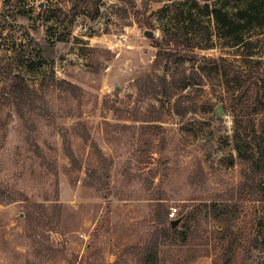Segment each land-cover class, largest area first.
Returning <instances> with one entry per match:
<instances>
[{"label": "rangeland", "instance_id": "374dc122", "mask_svg": "<svg viewBox=\"0 0 264 264\" xmlns=\"http://www.w3.org/2000/svg\"><path fill=\"white\" fill-rule=\"evenodd\" d=\"M263 81L264 25L236 45L192 0H0V264H222L264 238L234 139L264 145Z\"/></svg>", "mask_w": 264, "mask_h": 264}, {"label": "trees", "instance_id": "16d2710c", "mask_svg": "<svg viewBox=\"0 0 264 264\" xmlns=\"http://www.w3.org/2000/svg\"><path fill=\"white\" fill-rule=\"evenodd\" d=\"M74 1V0H72ZM85 1V4H89L93 2V0H75L76 6L79 7L82 2ZM96 2H100L103 0H94ZM127 3H132V0H120ZM215 1V3L211 6L210 2ZM204 2V5L201 4ZM193 8H203L207 11L208 15H212L215 19L216 26L218 29V36L221 39H225L226 41H231L236 45H241L244 42V33L247 29L253 27H259L264 25V0H192ZM62 14L66 15L65 10H62ZM208 48V47H207ZM162 55V54H159ZM168 58L172 54H167ZM221 60H214V71L216 73H221L228 76L227 72L219 66V62ZM223 62V60L221 61ZM231 73L235 76L238 75V72L235 70H231ZM230 73V74H231ZM189 78H184L182 82L176 81L173 76L171 80V84L173 87H182L184 88ZM234 82V81H233ZM262 89H264V81L262 82ZM14 98L20 99L24 95L25 86L23 78L17 79V84L15 85V90H13L12 94ZM258 132V131H257ZM246 132L237 130L235 134V142L237 143V151L239 154V158L244 162H249L253 173L256 175L253 180H256V177L262 176L264 168V145L261 142L252 143L248 142V136H245ZM256 136L257 133H254ZM264 135V126L261 130V136ZM255 157H258L257 160ZM260 160L263 162L261 170L258 168V163ZM257 169V173L256 170ZM259 176H258V175ZM249 180V179H248ZM260 181V179H259ZM256 195L254 199H258L260 195H263L264 192H254ZM240 201V200H239ZM254 203L255 200H252ZM258 201V200H257ZM264 202V199H263ZM215 205V204H214ZM212 208L216 211V206H212ZM173 220L166 219L159 221L158 225H162L163 230L170 232L172 229L171 222ZM248 221L246 220L245 223ZM169 227H165V226ZM247 230H239L240 233H236L235 237L229 236L230 242L227 244L226 253L224 254V259L222 260V264H246V255L251 253L254 249L260 250L264 252V238L261 234H252L253 231L256 230V224L251 222V224H246ZM262 230L264 226H259ZM251 237V238H250ZM261 239V241H260ZM261 242V243H260ZM142 264H146V260L144 257L141 259Z\"/></svg>", "mask_w": 264, "mask_h": 264}, {"label": "water", "instance_id": "95a60500", "mask_svg": "<svg viewBox=\"0 0 264 264\" xmlns=\"http://www.w3.org/2000/svg\"><path fill=\"white\" fill-rule=\"evenodd\" d=\"M145 35H147V36H153V33H151V32H145ZM180 222H181L180 220L172 221L171 222L172 229L177 228V226L180 224Z\"/></svg>", "mask_w": 264, "mask_h": 264}, {"label": "built area", "instance_id": "2783aa9c", "mask_svg": "<svg viewBox=\"0 0 264 264\" xmlns=\"http://www.w3.org/2000/svg\"><path fill=\"white\" fill-rule=\"evenodd\" d=\"M176 214H177V210L176 209L172 210V212L170 213V219L171 220L174 219Z\"/></svg>", "mask_w": 264, "mask_h": 264}]
</instances>
